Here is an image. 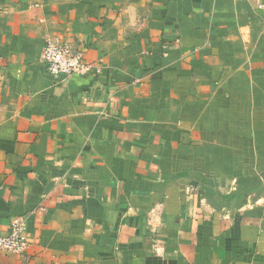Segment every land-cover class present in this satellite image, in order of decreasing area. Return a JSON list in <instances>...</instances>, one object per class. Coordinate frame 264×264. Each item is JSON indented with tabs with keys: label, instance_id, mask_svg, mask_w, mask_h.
Here are the masks:
<instances>
[{
	"label": "crops",
	"instance_id": "1",
	"mask_svg": "<svg viewBox=\"0 0 264 264\" xmlns=\"http://www.w3.org/2000/svg\"><path fill=\"white\" fill-rule=\"evenodd\" d=\"M48 39L86 75L49 74ZM0 264H264V0H0Z\"/></svg>",
	"mask_w": 264,
	"mask_h": 264
},
{
	"label": "built area",
	"instance_id": "2",
	"mask_svg": "<svg viewBox=\"0 0 264 264\" xmlns=\"http://www.w3.org/2000/svg\"><path fill=\"white\" fill-rule=\"evenodd\" d=\"M42 58L49 74L59 77L86 75L93 65L82 49L57 40L48 39L42 50ZM29 245L27 225L22 218H15L6 234L0 233V254H21Z\"/></svg>",
	"mask_w": 264,
	"mask_h": 264
}]
</instances>
